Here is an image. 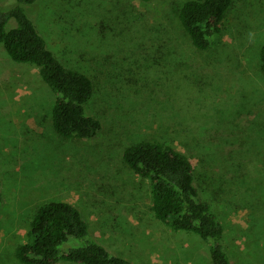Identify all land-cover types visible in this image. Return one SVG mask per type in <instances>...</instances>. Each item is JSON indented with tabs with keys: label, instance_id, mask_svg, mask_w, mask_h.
<instances>
[{
	"label": "rangeland",
	"instance_id": "1",
	"mask_svg": "<svg viewBox=\"0 0 264 264\" xmlns=\"http://www.w3.org/2000/svg\"><path fill=\"white\" fill-rule=\"evenodd\" d=\"M74 1L42 0L29 13L67 67L94 74L86 113L103 129L91 140L60 138L51 118L55 94L36 68L14 63L0 44V264H21L16 247L27 242L36 210L53 201L78 207L93 237L133 264H211L207 243L155 219L148 182L122 160L141 140L171 144L191 158L232 261L264 264V0H236L221 45L207 53L175 34L187 0H80L66 22ZM13 6L0 0V11ZM102 21L116 28L101 38L106 50L94 49L104 63L84 50V42L99 46V39L80 33ZM15 27L11 20L7 30ZM181 70L180 88L174 80Z\"/></svg>",
	"mask_w": 264,
	"mask_h": 264
},
{
	"label": "trees",
	"instance_id": "2",
	"mask_svg": "<svg viewBox=\"0 0 264 264\" xmlns=\"http://www.w3.org/2000/svg\"><path fill=\"white\" fill-rule=\"evenodd\" d=\"M40 1L42 0H11L14 6L9 11H0V44L14 63L36 68L44 83L55 94L51 118L56 134L64 140L94 139L102 131L103 124L100 119L88 115L86 108L96 95V78L90 72H86L87 75L67 67L50 49L29 13V9L35 8ZM79 1L67 4L65 10L70 17L63 18L66 22L74 17V11L70 8L77 9ZM137 1L151 3L156 0ZM235 2L236 0H187L177 10L180 29H175V34L183 32L196 53H207L218 48L221 45L224 23ZM77 12L86 18L82 10ZM61 16L59 14V18ZM54 19L57 23L58 17ZM11 20L16 22V27L7 30ZM102 22L105 25L98 29H81L80 32L84 33L82 36L87 40L99 39V46L94 41L90 45L83 42L86 44L84 50H91L92 55L87 58L93 57L92 60L96 59L100 63L107 60L98 59L94 49L106 50V41L102 39L106 40L109 31L116 29L109 28L111 24ZM116 27L120 29V24H116ZM73 34L75 36L74 30ZM78 45L77 41L73 42L75 49ZM158 46L162 48L164 44L159 43ZM166 50L167 48L160 51L159 55L167 57ZM63 51L69 54L74 52ZM85 52L90 53L87 50ZM81 55L86 58L85 54ZM258 58L264 74V44L259 50ZM182 81L181 70L174 84L181 88ZM188 83L190 84L189 81ZM122 160L133 173L148 182L151 211L157 221L174 232L192 234L207 243L211 264H236L225 248V229L220 218L211 204L201 196L197 186L196 166L189 156L171 144L141 140L125 148ZM3 200L0 180V215ZM71 240L76 242L70 245ZM77 242L82 246H74L78 245ZM15 257L21 264H133L112 253L96 240L80 209L63 201L48 202L36 210L27 242L16 247Z\"/></svg>",
	"mask_w": 264,
	"mask_h": 264
}]
</instances>
